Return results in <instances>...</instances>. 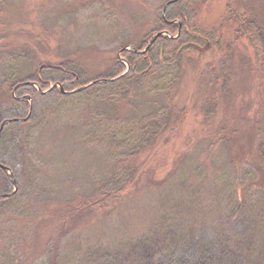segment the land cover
Returning <instances> with one entry per match:
<instances>
[{
  "label": "rangeland",
  "instance_id": "1",
  "mask_svg": "<svg viewBox=\"0 0 264 264\" xmlns=\"http://www.w3.org/2000/svg\"><path fill=\"white\" fill-rule=\"evenodd\" d=\"M169 1L0 0V125L18 114L16 102L32 104L28 95L15 96L31 102L13 98L11 77L24 82L41 68L72 63L86 86L111 79L120 63L124 72L126 50L146 54L157 34L178 41L161 50L163 65L138 98L122 100L108 90L77 94L57 108L40 103L36 120L7 126L19 181L13 169V177L0 169V187L7 175L10 194L17 188L0 201V264H88L102 253L98 262L105 264L137 240L163 246L147 234L161 233L169 213L179 211L192 215L187 227L222 231L226 198L218 192L235 183L243 164L257 178L240 193L244 208L255 204L242 212L257 219L264 213L262 196H255L264 190V0H179V11L169 14V7L163 16ZM47 81L40 91L55 84ZM158 112L168 122L156 143L131 160L139 175L105 198L102 182L118 161L112 143H102L105 131L113 126L109 139L138 140V121L130 119ZM5 154L0 159L10 162ZM260 231L252 254L264 264Z\"/></svg>",
  "mask_w": 264,
  "mask_h": 264
},
{
  "label": "trees",
  "instance_id": "2",
  "mask_svg": "<svg viewBox=\"0 0 264 264\" xmlns=\"http://www.w3.org/2000/svg\"><path fill=\"white\" fill-rule=\"evenodd\" d=\"M178 4L179 3L177 2L176 4L170 6L171 12H169V14L172 12L176 14L179 11V9H175L176 5ZM169 14L166 15L169 17ZM161 23V27L167 26L168 32H172V30H170L172 25H166V23L162 21ZM173 43V40H169L168 38L161 39L160 37V40L158 39L157 42L150 47L146 54H141L139 50V53L126 51V62L129 65V70L127 74L119 80L124 83L117 81L111 84L95 85L79 95L87 97L94 93L97 94V91L105 92L108 90V93L114 94L115 96L120 97L122 100L126 99L130 101L133 98H138L140 93L145 90V84L155 75V72H158V70L163 65L161 60V50L165 47L172 48L176 46V43ZM174 60L175 59H170L171 62H174ZM73 65L72 63H63L59 68L55 69L49 67L41 68L36 76H33L31 79L24 82H35L42 89L47 87L45 84L49 79L54 83L60 82L64 84L66 88L71 90L76 87H82L83 84L81 85V80L76 81L77 77L81 79L79 72L80 70ZM123 68L124 66L122 63L118 64L111 78L120 76L123 73ZM126 70L127 68L124 70V72ZM165 72L173 75V73H170V70H166ZM7 76L10 77L9 75ZM171 82L168 85H170ZM9 83H12V85L15 86L21 82L11 77ZM17 93L22 96L28 95L31 97V119L35 118V120L42 114L40 103L46 102L53 106L52 108H57L56 103L66 99L65 97L61 96L57 90L52 91L48 95H42L40 92L34 89L32 85H25L24 87L19 88ZM71 97L75 98V96ZM16 104L17 105L15 108L19 110L18 114H16H21L22 116L20 117L26 115L30 109V106L26 102H16ZM161 113L158 112L155 114H150L140 119H130L131 121L133 120V122L138 121L136 122V128L137 130H140V137L138 140H133L132 137L130 140H128L121 135H119V138L118 136L115 138V135H113V139H109V136L113 131V126L109 127L105 131L104 135L102 136V143H112V146L109 150H112L115 154L114 161L118 160L117 162L115 161L116 164L114 163L115 172L108 180L102 182L104 184L102 187V194L105 198L106 196L109 197L111 195L120 193L126 186L131 185L137 175H139V169L137 166L133 165L131 160L137 157L144 148L149 145L152 146L154 143H156L159 135H161L163 130H165L168 117L167 115ZM16 114L13 115L14 118L17 116ZM97 125L98 124L95 126ZM6 128L7 126L5 127L1 138L0 151H4L7 155H10L11 161L6 162L0 159V163L10 169H13L14 174L19 181L16 164L15 162L13 163L16 157L14 155L13 149L11 148V145L14 144L15 141L14 139L10 141L7 138L8 136ZM251 178H257V173L254 167L250 169L249 165L246 166L243 164L239 174L236 177L235 183L218 192L221 198H226V211L223 213L222 210L224 209L222 207L221 211L219 212V217L221 219H225V221L227 220V226H224L226 228L222 231L218 228L217 231L215 230L216 232L213 231L211 234L207 232V230H209L208 228L206 229L202 226L188 225L187 227L186 224L191 221L192 215L185 219V217H182L183 214L181 211H179L177 217L170 218L173 216V214L169 213V218H167L168 223L162 225L161 233H157L154 236L147 234L151 239H160L164 241V252L163 246H159L158 248H150V246L147 245L148 242H142L138 244L139 240H137V243H134L133 248L130 246V249L127 253L122 252L121 254L116 255V252L113 251L114 255L109 254V256L114 258L112 259L110 257L104 256L105 260L103 261L105 264L106 260L107 262L110 260L112 261V263L109 264H260V261L257 260L252 254V247L255 244L257 230H259L260 227V232L264 230V213L261 214V217L258 219L257 217L248 218L245 216V214H243L242 211L246 208L254 206L255 204L247 205L244 208L243 204L240 203V198L242 195H240V193L243 187L247 185V180L249 181ZM3 180L4 184L0 187V194H10L13 185L12 179L6 175L3 177ZM262 192L264 194V190L257 191L255 196L260 198L262 196L264 201V196L261 194ZM219 203H221V201ZM245 212L247 213L248 211ZM0 214H2L1 209ZM175 218L186 221L175 223L173 222ZM167 241L168 243H166ZM102 255L104 254L102 253ZM101 256L99 258L87 256L89 259H93L92 261L89 260L88 264H100L98 260H100ZM83 264L87 263L84 262Z\"/></svg>",
  "mask_w": 264,
  "mask_h": 264
},
{
  "label": "water",
  "instance_id": "3",
  "mask_svg": "<svg viewBox=\"0 0 264 264\" xmlns=\"http://www.w3.org/2000/svg\"><path fill=\"white\" fill-rule=\"evenodd\" d=\"M178 1H179V0H171L170 2H168V3L165 5V7H164V13L166 12L167 8H168L170 5H172V4H174V3L178 2ZM161 35H162V34H157V35L155 36V38H154L153 41H155L156 39H158L159 37H161ZM169 37H170V36H169ZM127 71H128V70H127ZM127 71H126L124 74H122L121 76L117 77V78H114V79H103V80H98V81H96V82H93V83H91V84H88L87 86L82 87V88H79V89L74 90V91H72V92H66V91H64L63 86L60 85V84H55V85H53V86H52L48 91H46V92H42V91H40V92H41L43 95H44V94H48V93L51 92L53 89H55V88L58 87V88H59V92H60L62 95L76 94V93H79V92H82V91L88 89V88L91 87L92 85H96V84H104V83H105V84H110V83H112V82H115V81L119 80L120 78L124 77V76L126 75ZM20 86H22V85H20ZM20 86H18V87H20ZM18 87H16L14 91H16V89H17ZM28 100H29V99H28ZM30 115H31V112L29 113V115H28V117H27L26 119H22V120H19V119H13V120H8V121L3 122V123L1 124V126H0V137H1V133H2V131H3L4 127H5V125L10 124V123H16V122H26V121L28 120V118L30 117ZM0 169L9 172V174L12 176V173H11V171H10L9 168L4 167L3 165L0 164ZM12 177H13V176H12ZM13 179H14V178H13ZM13 182H14V184H15V180H13ZM16 191H17V188H15L14 193H16ZM14 193H13V194H14ZM13 194L0 196V200L5 199V198H9V197L13 196Z\"/></svg>",
  "mask_w": 264,
  "mask_h": 264
}]
</instances>
